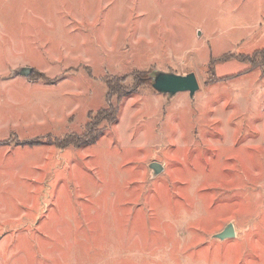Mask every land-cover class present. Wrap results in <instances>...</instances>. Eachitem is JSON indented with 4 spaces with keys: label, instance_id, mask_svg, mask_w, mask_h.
<instances>
[{
    "label": "rangeland",
    "instance_id": "1",
    "mask_svg": "<svg viewBox=\"0 0 264 264\" xmlns=\"http://www.w3.org/2000/svg\"><path fill=\"white\" fill-rule=\"evenodd\" d=\"M263 13L264 0H0V264H153L163 249L172 264H264ZM155 71L200 88L147 82L113 99L118 120L93 144H61L108 107L109 83L131 91ZM229 223L236 237L215 239Z\"/></svg>",
    "mask_w": 264,
    "mask_h": 264
},
{
    "label": "water",
    "instance_id": "2",
    "mask_svg": "<svg viewBox=\"0 0 264 264\" xmlns=\"http://www.w3.org/2000/svg\"><path fill=\"white\" fill-rule=\"evenodd\" d=\"M33 74V68L21 67L12 71L13 77L30 78ZM152 88L158 93L173 97L180 92H188L191 98H194L200 85L195 73L191 72L186 75H180L173 72L155 71L150 75ZM153 176H157L164 171L160 163L149 165ZM236 237V230L233 223H229L221 232L214 235L215 239L224 241Z\"/></svg>",
    "mask_w": 264,
    "mask_h": 264
},
{
    "label": "trees",
    "instance_id": "3",
    "mask_svg": "<svg viewBox=\"0 0 264 264\" xmlns=\"http://www.w3.org/2000/svg\"><path fill=\"white\" fill-rule=\"evenodd\" d=\"M136 81L138 83H136L135 88H132L131 91L127 89L116 88L113 86L112 83H109V93L107 96L108 107L97 112L93 119H90V122L87 124L85 133L83 135H71L69 136V138H65L61 144H63V146L71 145L76 148H81L93 144L101 134V128L99 127L100 123L106 122L107 125H113L118 120L120 107L118 105L115 106L113 104V99L117 98L118 103H121L123 99L131 95V93L136 91L137 88L141 87L147 82L151 84V79L150 77H148L147 74L142 79L138 78Z\"/></svg>",
    "mask_w": 264,
    "mask_h": 264
},
{
    "label": "clouds",
    "instance_id": "4",
    "mask_svg": "<svg viewBox=\"0 0 264 264\" xmlns=\"http://www.w3.org/2000/svg\"><path fill=\"white\" fill-rule=\"evenodd\" d=\"M112 255H116V250H112ZM175 255L172 249H163L154 257L153 264H172Z\"/></svg>",
    "mask_w": 264,
    "mask_h": 264
},
{
    "label": "crops",
    "instance_id": "5",
    "mask_svg": "<svg viewBox=\"0 0 264 264\" xmlns=\"http://www.w3.org/2000/svg\"><path fill=\"white\" fill-rule=\"evenodd\" d=\"M259 26H260V30L254 32V35H256L257 33H260L261 36L264 37V13L262 14V18H261V20H260V24H259ZM256 40H257V41L253 42V43H254V44H253L254 46L260 43V41H259L258 39H256ZM257 42H258V43H257ZM254 49H255V48H254Z\"/></svg>",
    "mask_w": 264,
    "mask_h": 264
}]
</instances>
